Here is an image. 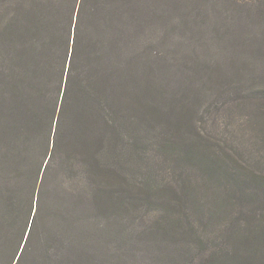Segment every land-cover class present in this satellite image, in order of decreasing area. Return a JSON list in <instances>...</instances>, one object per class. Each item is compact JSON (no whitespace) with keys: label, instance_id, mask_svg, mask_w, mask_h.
Instances as JSON below:
<instances>
[{"label":"rangeland","instance_id":"1","mask_svg":"<svg viewBox=\"0 0 264 264\" xmlns=\"http://www.w3.org/2000/svg\"><path fill=\"white\" fill-rule=\"evenodd\" d=\"M47 3L44 0L41 5L42 13L50 15L53 5ZM126 3L118 7L116 72L107 96L124 141L130 144L138 136L151 144L166 127L186 126L188 120L199 124L201 118H207V128L216 123L218 133L231 130L228 138L235 143L251 132L258 142H263L264 110L259 108L264 98V1ZM39 12L37 0H0V70L4 73L11 71L5 61L10 46L13 64L15 58V66L23 67L16 58L24 54L20 50L25 21L33 20L34 13ZM13 22L18 23L20 30L7 36L4 29ZM16 70L14 76L20 80L21 70ZM15 86L12 81L3 88L0 76V264H8L15 256L14 253L11 258V251L24 242L20 234L25 211L30 208L32 197L34 203L37 192L44 200V212L26 262L34 257L39 264L203 263L205 257L181 234L153 233L155 220L162 212L160 207L131 202L120 207L109 200L95 199L93 195L99 193L97 182L105 178L97 172H85L84 168L75 171L65 165L60 175L46 176L44 181L43 176L53 171L44 172L50 157L47 141L43 137L38 140L31 133L38 118H29L32 107L30 110L28 101L21 98L19 88L13 91ZM12 110L22 119L9 114ZM258 117L260 122L254 120ZM36 140L39 143L34 144ZM151 148L155 147H148ZM121 152L133 160L132 155L128 156L131 149ZM150 155L148 165L135 169L138 166L127 163L121 175L127 180H140L141 172L156 170L155 162L161 158L153 152ZM56 163L59 161L54 158ZM98 166L104 168L105 164ZM124 185L122 180L121 188ZM126 188L129 193L127 185ZM105 190L107 187L101 193ZM14 200L24 213L10 227L5 210ZM190 220L199 227L201 236L213 238L218 229L204 228L196 213L190 214ZM38 238L41 243L35 246Z\"/></svg>","mask_w":264,"mask_h":264},{"label":"trees","instance_id":"2","mask_svg":"<svg viewBox=\"0 0 264 264\" xmlns=\"http://www.w3.org/2000/svg\"><path fill=\"white\" fill-rule=\"evenodd\" d=\"M37 1L41 12L34 13V21L24 20L20 50L24 54L16 58L23 67L15 66V58L13 64L10 46L5 61L11 71L0 70V76L3 88L14 81L17 86L13 91L19 88L21 98L28 101L30 110L32 107L29 118H38L31 133L47 141L50 157L44 172L53 168L43 176L44 181L46 176L60 175L65 165L75 171L84 168L85 172H97L105 178L97 180L99 193L93 195L95 199L109 200L120 207L129 202L160 207L153 233L181 234L205 257L202 264H264V141L258 142L251 132L235 143L228 138L231 130L218 133L216 123L207 128V118H201L199 124L188 120V126L166 127L151 144L138 136L137 141L125 142L107 96L116 72L118 7L128 5L127 0H47L53 5L50 15L42 13L44 0ZM15 29L20 27L13 22L4 32L8 36ZM16 67L21 70L20 80L14 76ZM260 101L262 111L264 98ZM9 114L22 119L13 110ZM254 120L260 122L259 117ZM149 146L155 148L149 150ZM124 148L132 150L128 156L133 160L122 154ZM151 152L161 158L155 162L156 170L141 172L140 180H127L121 175L127 163L138 166L135 169L148 165ZM54 158L59 163L54 165ZM122 180L125 185L121 188ZM43 202L38 192L34 203L32 197L20 234L24 242L18 249L11 245V258L15 256L8 264H39L37 258L24 259L31 255ZM20 208L17 200L9 201L5 211L10 227L23 217ZM191 213L199 214L204 228L218 227L213 238L199 234V227L190 220Z\"/></svg>","mask_w":264,"mask_h":264}]
</instances>
